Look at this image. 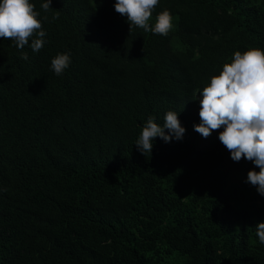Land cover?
Listing matches in <instances>:
<instances>
[{
  "label": "trees",
  "instance_id": "1",
  "mask_svg": "<svg viewBox=\"0 0 264 264\" xmlns=\"http://www.w3.org/2000/svg\"><path fill=\"white\" fill-rule=\"evenodd\" d=\"M30 2L39 52L0 39V264H264L259 168L231 159L222 128L194 130L195 90L264 49V0H159L150 24L170 10L167 36L129 31L115 0ZM169 110L183 138L142 154L144 124Z\"/></svg>",
  "mask_w": 264,
  "mask_h": 264
},
{
  "label": "clouds",
  "instance_id": "2",
  "mask_svg": "<svg viewBox=\"0 0 264 264\" xmlns=\"http://www.w3.org/2000/svg\"><path fill=\"white\" fill-rule=\"evenodd\" d=\"M51 4L52 0H45L41 5L43 11L53 9ZM158 4L159 0H115L114 8L127 18L129 31L140 28L167 36L173 27L170 10L161 11L155 17L154 25L150 24ZM39 16L30 0H0V39L13 41L21 50L31 41L32 51L39 52L46 36ZM58 17L59 11L53 20ZM21 58L27 60V53L22 52ZM70 63V55L60 53L51 60V68L59 76ZM198 93L202 97L199 101L200 123L194 125V130L208 138L213 131L222 128L218 138L231 159L234 162L246 159L259 168L258 172L254 169L248 171L246 183L256 187L257 192L264 196V49L250 47L244 52L235 51L231 61L210 77L202 90H195V98ZM178 115L177 111H167L163 126L150 116L135 143L137 149L144 155L151 154L157 137L165 143L173 138L181 140L186 130L181 126ZM255 227L259 242L264 244V222Z\"/></svg>",
  "mask_w": 264,
  "mask_h": 264
},
{
  "label": "rangeland",
  "instance_id": "3",
  "mask_svg": "<svg viewBox=\"0 0 264 264\" xmlns=\"http://www.w3.org/2000/svg\"><path fill=\"white\" fill-rule=\"evenodd\" d=\"M201 98H202V97L199 95V96H198V101H200Z\"/></svg>",
  "mask_w": 264,
  "mask_h": 264
}]
</instances>
